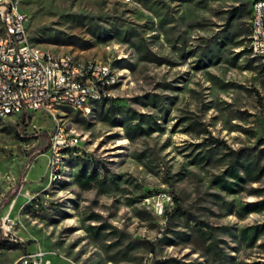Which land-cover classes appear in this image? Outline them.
<instances>
[{"label":"rangeland","instance_id":"obj_1","mask_svg":"<svg viewBox=\"0 0 264 264\" xmlns=\"http://www.w3.org/2000/svg\"><path fill=\"white\" fill-rule=\"evenodd\" d=\"M18 1L32 43L107 61L117 82L87 111L0 119V264L38 247L50 264H264V229L239 232L264 224V175L244 173L264 165L250 0ZM57 127L78 142L50 166ZM82 163L103 181L79 187Z\"/></svg>","mask_w":264,"mask_h":264},{"label":"built area","instance_id":"obj_2","mask_svg":"<svg viewBox=\"0 0 264 264\" xmlns=\"http://www.w3.org/2000/svg\"><path fill=\"white\" fill-rule=\"evenodd\" d=\"M248 48L264 63V0H250ZM117 76L107 61L56 52L30 41L18 0H0V119L9 115H53L60 109L88 110L109 99ZM76 135L57 127L50 141V166L76 146ZM40 247L10 264H50Z\"/></svg>","mask_w":264,"mask_h":264},{"label":"trees","instance_id":"obj_3","mask_svg":"<svg viewBox=\"0 0 264 264\" xmlns=\"http://www.w3.org/2000/svg\"><path fill=\"white\" fill-rule=\"evenodd\" d=\"M248 14H249V7L247 9V16H248ZM248 34H249V28L247 27L242 31V33L240 35L241 39H243V41H247V43H248ZM247 51H250L249 48L247 49ZM107 100L108 99L100 100L96 103L102 104L103 102H105ZM22 116L24 118L23 124L25 125L27 123V121L29 120V115H22ZM125 116H126V114L124 113L123 118L118 121L119 124L125 123ZM136 119H137L138 123L134 124L131 127V131H134V129H136L138 131H144L141 129V127L139 125V123L142 121L141 115H138L136 117ZM145 122H147V120H145ZM124 126H125V124H124ZM74 161H75L74 164L76 165L78 162L76 160H74ZM227 172L230 176L237 177V174L235 173L233 168L228 169ZM244 173L246 175H255V176L259 177L261 175H264V165L258 166V165L252 164L251 166H245ZM102 178L98 177V172L94 168H91L90 170H88L87 163L86 164L82 163L81 165H79L76 173H74V175H73L74 182L81 188L88 187L92 183L99 184L101 181H103ZM217 181H218V185L221 188L229 189V186L224 182V179L218 178ZM250 206H251V208H250L251 211L264 209V198L258 200L255 203H252ZM242 208H244V207H242ZM89 226L90 227H88V228L91 229V231L95 233L98 228H104L106 225L101 224L99 227L98 226L92 227L91 225H89ZM262 229H264V224H261L260 226L250 225V226L241 228L239 232L242 234L241 236L243 238H246L249 241H251V240H253L255 234Z\"/></svg>","mask_w":264,"mask_h":264}]
</instances>
